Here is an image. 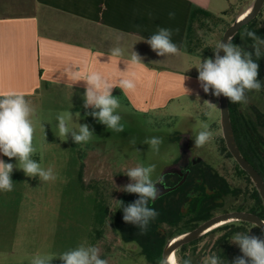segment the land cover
Listing matches in <instances>:
<instances>
[{"label": "rangeland", "instance_id": "rangeland-1", "mask_svg": "<svg viewBox=\"0 0 264 264\" xmlns=\"http://www.w3.org/2000/svg\"><path fill=\"white\" fill-rule=\"evenodd\" d=\"M222 1L223 5L216 7L215 13L223 16L222 13L228 10L224 17L218 20L202 18L193 23L194 44L198 48L195 53L204 59L214 58L213 50L225 30L254 2ZM256 29V34L264 38V8L258 15ZM251 43L245 37L244 40L240 38L237 45L246 51H253ZM260 60L264 67V57ZM261 82L264 83V79ZM247 98L246 105L236 104L238 109L248 115L264 116V89L248 93ZM205 101L216 107L207 108ZM119 102L118 112L125 125L121 133L107 130L105 125L88 115L92 109H85L83 102L77 104L69 99L63 100L57 92L49 94L43 106L37 103L34 107L33 145L36 153L33 159L38 158L45 169L53 166L58 178L56 181L41 182L38 177L26 176L20 169L14 174L18 179L17 192L8 200L6 197L0 206V264H31L37 253L58 255L84 241L101 247L103 256L110 260V264H154L153 253L158 248L150 246L136 226L137 230L132 224L124 222L123 211L117 209L113 200L123 201L125 205L132 203L133 197L119 190L130 182L123 174L125 167L137 163L145 166L155 164L153 179L171 170L174 161L182 154V145L179 144L182 137L190 140L192 149L206 164L215 167L220 174L227 175L231 183L234 182L235 161L224 150L218 97L211 93L196 99L184 96L167 108L147 113ZM60 114H71L70 128L88 124L94 134L90 142L76 145L70 134L67 139L60 137L56 126ZM202 122L210 125L214 140L204 148L197 149L193 138ZM154 136L163 138L159 152L143 144L145 138ZM132 138L136 140L135 145L130 143ZM101 202L105 219L100 227L98 205ZM227 205L228 208L235 207L234 200H227ZM198 211H195L194 220L203 216ZM163 218L158 216V219ZM193 225L175 226L178 231L174 232H171L173 228L169 229L165 224L163 226L171 232L167 235L169 237L186 232ZM234 228L264 238V232L256 226L239 229L235 225ZM225 233L221 231L204 237L190 246L182 254L183 257L191 258L193 264H201L203 257L217 253L213 247ZM231 246L242 255L237 245L231 243ZM51 264L62 262L56 258Z\"/></svg>", "mask_w": 264, "mask_h": 264}, {"label": "crops", "instance_id": "crops-1", "mask_svg": "<svg viewBox=\"0 0 264 264\" xmlns=\"http://www.w3.org/2000/svg\"><path fill=\"white\" fill-rule=\"evenodd\" d=\"M219 5L222 0H0V93H24L34 107L43 106L54 92L63 100L84 103V82L71 86L66 69L118 75V70H127L123 60L135 51L147 70L129 69V75L136 73L134 93L113 89L122 103L145 113L167 108L186 96L181 90L183 75L189 77L185 86L192 90L187 97H203L195 67L204 58L187 50V31L195 8L224 17L228 10L223 16L215 13ZM170 12L174 18H169ZM158 26L179 28L172 36L180 48L177 55L158 56L143 41ZM115 47L123 56L110 61L108 54ZM0 159L15 164L2 154ZM17 170L11 174L13 191L0 192V206L17 192Z\"/></svg>", "mask_w": 264, "mask_h": 264}, {"label": "clouds", "instance_id": "clouds-1", "mask_svg": "<svg viewBox=\"0 0 264 264\" xmlns=\"http://www.w3.org/2000/svg\"><path fill=\"white\" fill-rule=\"evenodd\" d=\"M174 16L175 13H169L170 19ZM174 31L178 34L179 28L173 30L158 26L157 31L143 41L158 56H174L180 52L179 46L172 39ZM245 37L252 41L250 47L253 51H246L240 45L234 44L233 38L230 37L216 44L213 50L214 58L200 60L195 68L198 71L197 79L205 93H211L216 97L223 96L232 104L246 105L248 93L264 89V83L258 79V61L264 57V38L251 30H245L241 39L244 40ZM221 51L223 55L220 54ZM122 56L123 51L120 47L112 48L108 54L110 61ZM123 61L127 70H118V75L106 74L97 69L83 71L75 66H70L65 71L71 86L84 82L83 107L92 109L88 115L105 125L107 130L116 133L123 132L125 125L121 122L122 116L118 112L119 97L113 95V89L119 88L123 95L134 93L137 89L136 73L133 71L129 75V69L143 67L147 70L143 58L135 51L132 52L129 60ZM187 79L189 77L185 75L181 77V90L184 95L189 96L192 90L185 86ZM205 102L209 109L216 107L211 102ZM34 114L35 108L25 99L24 93H0V154L8 157L9 160L13 158L16 160L13 164L0 159V192L13 191L14 183L11 174L14 169L22 170L28 177H38L41 182L56 181L58 178L53 166L45 169L41 167L40 162L33 159L36 153L33 145L35 126L32 117ZM205 115H208V112H205ZM71 118V114L57 116L56 126L59 136L67 139L70 134L76 145L90 142L94 135L90 126L79 124L78 128H70ZM193 139L194 147L197 149L209 145L214 140L210 125L202 122ZM130 143L135 145V138H132ZM162 143L163 138L155 136L145 138L143 141V144L149 145L150 150L154 152H159ZM155 171V164L145 166L137 163L134 166L125 167L123 174L129 178L130 182L119 190L136 194L138 199L127 205L123 201L112 199L117 209H122L124 222L136 226L140 234L146 233L150 222L159 216L158 211L149 206L150 202H154L159 196L157 185L164 183L163 175H157L153 179ZM229 222L239 223V221ZM249 232L238 231L232 235L230 243L237 245L242 253L234 258L232 264H264V238L249 235ZM56 258L62 264H110V260L103 256L102 248L90 245L87 241L58 255L37 253L33 256L31 264H51ZM158 264H193V261L191 258H182L177 250L166 256L163 255L158 260ZM201 264H228V262L213 253L203 257Z\"/></svg>", "mask_w": 264, "mask_h": 264}, {"label": "flooded vegetation", "instance_id": "flooded-vegetation-1", "mask_svg": "<svg viewBox=\"0 0 264 264\" xmlns=\"http://www.w3.org/2000/svg\"><path fill=\"white\" fill-rule=\"evenodd\" d=\"M239 112L240 115L236 120V134L234 133L236 142L246 160L264 180V116L248 115L242 110ZM179 144L185 148V159L180 155L174 161L171 170L162 174L164 183L157 185L160 194L162 192L160 187L173 188V190L158 196L154 202H150L152 207L154 206L158 211L159 217H164L158 222L159 234L167 236L171 232L178 231L175 226L182 227L196 223L199 225L217 214L228 211H244L259 216L258 189L250 175L233 156L229 157L235 161L234 182L231 183L227 175L220 174L219 170L203 161L192 149L188 138L182 137ZM130 195L132 194L128 197ZM229 199L234 200L235 207H226ZM101 204L103 205V202ZM195 211L203 213V216L194 220ZM206 215L209 216L204 218ZM164 224L169 229L173 228L172 231L169 232L168 228H164ZM233 224L238 225L239 229L256 226L246 222ZM213 249L217 250L218 247L215 245ZM237 256H240V253L232 248V252L225 260L228 264H232Z\"/></svg>", "mask_w": 264, "mask_h": 264}, {"label": "water", "instance_id": "water-1", "mask_svg": "<svg viewBox=\"0 0 264 264\" xmlns=\"http://www.w3.org/2000/svg\"><path fill=\"white\" fill-rule=\"evenodd\" d=\"M263 8L264 0H254V2L244 12H242L225 30L220 41L227 40L230 37L234 39L243 27H245L246 25L251 23L255 18H257V16L262 12ZM220 54L223 55V52L221 51ZM218 101L219 108L221 111V127L223 132V138L225 140L227 149L230 154L234 157V159L241 165V167L250 175L252 181L258 189L264 206V180L256 171V169L251 165V163L246 160V158L238 147L233 130L230 104L228 99L223 96H220L218 97ZM181 155L182 158L185 159L186 152L184 147H182ZM160 188L162 192L161 194L159 193V196L173 190V188ZM229 221L246 222L254 224L261 229L264 228V219H262L256 214L244 211H228L220 213L207 219L206 221L191 230L171 237L166 242L163 248L162 256H166L167 254H170L177 250L179 251L183 246L207 236L218 228L233 224Z\"/></svg>", "mask_w": 264, "mask_h": 264}, {"label": "trees", "instance_id": "trees-1", "mask_svg": "<svg viewBox=\"0 0 264 264\" xmlns=\"http://www.w3.org/2000/svg\"><path fill=\"white\" fill-rule=\"evenodd\" d=\"M202 18H210L212 20H218V19H220L219 17L211 14L210 12H208L206 10H203V9H200V8H195L192 11L191 19H190L189 26H188V31H187V39H186V47H187V50L189 52H196L198 50L196 44H194L195 43L194 42L195 39H194L193 23L195 21H197V20H201ZM257 19H258V16L251 23H249L248 25H246L245 27H243L240 30V32L233 39V43L234 44H238L239 39L241 38V35H242L243 31H245L246 29H250L251 31H254V32L258 31L256 29ZM258 63H259V76H258V79L260 81H262L264 79V73L261 72V71H264L263 70L264 67H263L262 61L260 59H259ZM229 104H230V110H231V118H232L233 130H234V133L236 134V126H237V124H236L237 121L236 120H237V117L240 115V112H239L238 106L236 104H232L230 102H229ZM222 141L224 142V139H222ZM224 150H225V152H227V154H228L229 157H232V155L230 154V152L228 151V149H227V147L225 145V142H224ZM135 196H136V194H132V195L129 196L130 198L133 197L132 202H134L136 199H138V196L137 197H135ZM257 197H258L257 198L258 199V205L260 207V211L258 212V214H259V216H261V217L264 218V208H263L262 201H261V198H260L258 192H257ZM102 206L103 205L101 203L98 205V225L100 227L103 224V221L105 219L104 218L105 213H104V211H101ZM149 206L152 207L151 204H149ZM153 208L156 209L154 206H153ZM207 216H209V215H206L204 218H207ZM158 222H159V219L157 217L154 221L150 222L147 232L144 233V234H142L145 237V239L147 240L146 242L148 244H150V246L155 247V249L158 248L157 251L156 250L154 251L156 253H153L154 257H153V260L152 261H153L154 264H158V260L162 257V250H163V248H164V246L166 244V241L168 240V238H170V237L173 236V234H171L169 237L168 236H163V235L159 234V232H158ZM235 225L236 224H229V225L223 226L221 228H218L215 231H213L210 234H208V236H209V235H214V234H216L218 232H221V231H225L226 232L221 237H219L217 239L216 243H215V245L218 247V249L216 250V252H217L216 255H218L219 257H221V259H227V256H229L230 253L232 252L230 239H231L232 235L235 232H238L239 231V230H237V229L234 228ZM197 226H198L197 223L195 225H193V226H189L188 227V230H191V229H193V228H195ZM133 227L135 228L134 225H133ZM228 229H230L231 231L230 232H227ZM203 238H201L199 240H196V241H194V242H192V243H190L188 245L183 246L178 251V254L182 258H184L182 254H184V252L190 246L197 244ZM160 239H161V242L159 243L158 241Z\"/></svg>", "mask_w": 264, "mask_h": 264}]
</instances>
